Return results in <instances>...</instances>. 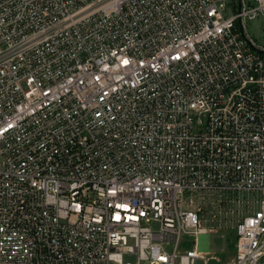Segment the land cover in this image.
<instances>
[{"label": "built area", "instance_id": "2783aa9c", "mask_svg": "<svg viewBox=\"0 0 264 264\" xmlns=\"http://www.w3.org/2000/svg\"><path fill=\"white\" fill-rule=\"evenodd\" d=\"M256 18L264 0H0V264H206L215 200L231 264H264Z\"/></svg>", "mask_w": 264, "mask_h": 264}, {"label": "rangeland", "instance_id": "374dc122", "mask_svg": "<svg viewBox=\"0 0 264 264\" xmlns=\"http://www.w3.org/2000/svg\"><path fill=\"white\" fill-rule=\"evenodd\" d=\"M248 34L261 46H264V20H247ZM233 203L227 200H215L205 211V224L208 232L199 236L198 247L205 252L206 264H231L235 254V225L239 215L232 212ZM183 247L193 245V237H185ZM125 259L133 260L132 257Z\"/></svg>", "mask_w": 264, "mask_h": 264}, {"label": "snow or ice", "instance_id": "6c2138e0", "mask_svg": "<svg viewBox=\"0 0 264 264\" xmlns=\"http://www.w3.org/2000/svg\"><path fill=\"white\" fill-rule=\"evenodd\" d=\"M124 63H127V61L125 60Z\"/></svg>", "mask_w": 264, "mask_h": 264}, {"label": "bare ground", "instance_id": "6f19581e", "mask_svg": "<svg viewBox=\"0 0 264 264\" xmlns=\"http://www.w3.org/2000/svg\"><path fill=\"white\" fill-rule=\"evenodd\" d=\"M201 236V235H200ZM208 260V259H207Z\"/></svg>", "mask_w": 264, "mask_h": 264}]
</instances>
